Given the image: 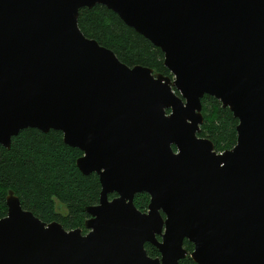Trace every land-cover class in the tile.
<instances>
[{"label":"water","instance_id":"95a60500","mask_svg":"<svg viewBox=\"0 0 264 264\" xmlns=\"http://www.w3.org/2000/svg\"><path fill=\"white\" fill-rule=\"evenodd\" d=\"M97 4L160 47L172 76L86 36L80 9ZM206 94L239 120L222 152L199 136ZM26 128L62 131L102 189L86 233L10 189L0 264H178L185 239L198 264H264V0H0V144Z\"/></svg>","mask_w":264,"mask_h":264},{"label":"trees","instance_id":"16d2710c","mask_svg":"<svg viewBox=\"0 0 264 264\" xmlns=\"http://www.w3.org/2000/svg\"><path fill=\"white\" fill-rule=\"evenodd\" d=\"M78 23L86 36L112 49L129 66L143 65L172 76L161 48L106 6L81 8ZM202 105L204 122L199 136L212 140L218 152L232 148L237 143L239 120L215 96L206 94ZM82 155V150L64 142L62 131L53 129L26 128L12 137L10 148L0 144V218L7 215L6 197L11 189L22 206L42 220H57L67 229L81 227L87 232L89 214L85 208L99 202L102 187L97 173L86 175L78 168L77 159ZM149 202L148 193L135 195L134 203L140 210L146 211ZM184 247L188 256L178 264H198L189 256L194 244L185 239ZM146 249L150 256H160L156 246L147 243Z\"/></svg>","mask_w":264,"mask_h":264},{"label":"flooded vegetation","instance_id":"af4514ba","mask_svg":"<svg viewBox=\"0 0 264 264\" xmlns=\"http://www.w3.org/2000/svg\"><path fill=\"white\" fill-rule=\"evenodd\" d=\"M88 231V230H87ZM84 233H86V232H84Z\"/></svg>","mask_w":264,"mask_h":264}]
</instances>
